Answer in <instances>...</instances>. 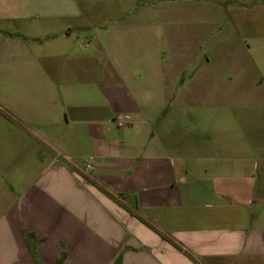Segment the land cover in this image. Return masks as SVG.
I'll use <instances>...</instances> for the list:
<instances>
[{
  "label": "crops",
  "instance_id": "crops-1",
  "mask_svg": "<svg viewBox=\"0 0 264 264\" xmlns=\"http://www.w3.org/2000/svg\"><path fill=\"white\" fill-rule=\"evenodd\" d=\"M257 1L244 9L246 52L264 46V0ZM138 5L117 0L119 17L102 28L104 39L78 52L73 25L86 20L78 0H0V112L38 130L52 153L18 193L0 192V264H264L263 169L252 175L264 149L232 142L234 155L225 158L222 146L211 158L175 149L174 121L161 110L173 98L180 107L204 102L222 66L192 65L180 39L188 25L174 22L189 15L159 24L143 19ZM159 28L171 44L166 61L156 54ZM191 160L199 165L193 179ZM245 208L259 210L249 222L238 215Z\"/></svg>",
  "mask_w": 264,
  "mask_h": 264
},
{
  "label": "rangeland",
  "instance_id": "rangeland-1",
  "mask_svg": "<svg viewBox=\"0 0 264 264\" xmlns=\"http://www.w3.org/2000/svg\"><path fill=\"white\" fill-rule=\"evenodd\" d=\"M78 1L86 20L80 19L73 25L75 30L72 47L78 52H87L91 51L96 39H104L102 28L108 27L110 17H119L117 0ZM246 2L247 0H242V5H235V0H139L138 6L143 19L149 15L155 16V19H159V24L167 23L166 17L169 15H189V21L178 19L174 22L188 25L185 27L188 33L180 39H183L184 46L187 44L193 52L192 65H206V61H210L222 66V75L214 83L207 85V99L204 102L180 107V102L173 98L169 106L161 110L169 114L174 121L170 133L172 145L179 153H185L189 158L217 157L219 155L215 146L227 148L232 142L248 141L250 147L264 149V46L259 49L257 45L247 52L239 46L248 41L245 34L247 13L244 9L253 4V7H256L260 3L257 0H248V4ZM257 23L259 21H254V24L258 25ZM78 27H87V30L77 31ZM162 32L164 30L159 28L156 54L159 61H166L171 57V44L169 37ZM87 43L88 48L85 49ZM234 61L248 63V67L254 66L255 69L247 68L235 73L228 65ZM89 79L84 82L88 86L94 84ZM93 87H87L88 91L94 93ZM1 92H5V84H0ZM212 95H218V98L213 99ZM41 139L43 135L34 127L26 131L18 128L0 112V192L3 187L16 186L14 190L18 193V189H23L37 173L38 159L41 157L46 160L52 155L42 145ZM226 148L221 150L222 158L234 155ZM256 154V160L264 156ZM186 167L190 170L188 178H195L198 162L191 160ZM262 169L264 172V162H255L252 174L255 179L256 172L259 173ZM221 173L225 176L228 172L221 169ZM178 181L181 182V176ZM206 184L210 185L211 181ZM3 197L0 193L1 201ZM258 211V208H245L239 210L238 215L240 219L249 222ZM258 221L260 217L255 223ZM32 238L28 237L30 244Z\"/></svg>",
  "mask_w": 264,
  "mask_h": 264
},
{
  "label": "trees",
  "instance_id": "trees-1",
  "mask_svg": "<svg viewBox=\"0 0 264 264\" xmlns=\"http://www.w3.org/2000/svg\"><path fill=\"white\" fill-rule=\"evenodd\" d=\"M105 195H107L112 201H114L115 203H117V204H119L118 202H117V200L113 197V196H111L110 194H108L107 192H105L104 190H101ZM120 205V204H119ZM131 215H133V216H135L132 212H129ZM29 236H31V234H26L25 235V237H29ZM33 254V253H32ZM34 255V254H33ZM55 264H60V260L57 262V263H55ZM116 264H118V262H116Z\"/></svg>",
  "mask_w": 264,
  "mask_h": 264
},
{
  "label": "built area",
  "instance_id": "built-area-1",
  "mask_svg": "<svg viewBox=\"0 0 264 264\" xmlns=\"http://www.w3.org/2000/svg\"><path fill=\"white\" fill-rule=\"evenodd\" d=\"M122 127V123H117V128L118 129H120ZM84 167L86 168V169H90L91 168V165L89 164V163H86L85 165H84Z\"/></svg>",
  "mask_w": 264,
  "mask_h": 264
}]
</instances>
